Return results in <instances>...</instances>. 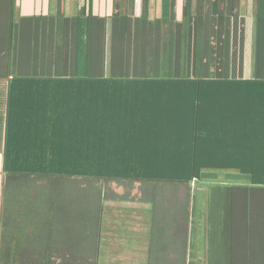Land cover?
<instances>
[{"label": "trees", "instance_id": "obj_1", "mask_svg": "<svg viewBox=\"0 0 264 264\" xmlns=\"http://www.w3.org/2000/svg\"><path fill=\"white\" fill-rule=\"evenodd\" d=\"M171 13L164 6L163 19L167 21ZM164 30L170 33L169 45L171 29L164 26ZM14 43L9 39L7 65L5 71L0 70V150L5 175L2 227L30 219L31 213L16 209V204L31 194L25 189L35 190L42 183L51 190L60 181L92 183L98 199L93 224L91 219H77L80 232H86V226L94 228L93 255L91 247L86 254L85 241L80 238L79 255L73 260L22 261L11 255L5 238L0 264H99L98 229L103 225L97 214L102 212V196L112 195L116 201L123 198L115 193L114 184L141 186L143 192L153 188L161 194L183 191L189 195L205 189L212 196L217 191L248 190L206 185L211 173L235 171L248 177L253 186L264 188V82H238L225 75L212 79L199 69L191 78L186 68L177 79L170 61L156 78L129 69L105 77L102 71L87 69L85 61H93L95 53L90 56L86 47L75 55L80 64L63 77L59 71L23 68L20 61L27 56ZM2 55L0 51V61ZM55 189L50 193L57 197V206ZM5 197L10 198L11 207ZM153 199L143 197L141 201ZM52 200L46 204L52 206ZM237 210L229 214L244 228L242 236L261 239L254 236V227L259 222L262 225L263 216L246 206ZM260 252L251 244L242 246L240 264H264Z\"/></svg>", "mask_w": 264, "mask_h": 264}, {"label": "crops", "instance_id": "obj_2", "mask_svg": "<svg viewBox=\"0 0 264 264\" xmlns=\"http://www.w3.org/2000/svg\"><path fill=\"white\" fill-rule=\"evenodd\" d=\"M164 6L173 12L167 21ZM164 26L171 29L169 45ZM0 38L4 71L12 38L15 48L27 56L20 61L23 68L59 71L63 77L80 64L75 55L86 47L90 56L95 53L93 61H85L87 69L102 71L105 77L129 69L156 78L170 61L177 79L186 68L191 78L199 69L212 79L225 75L238 82H264V0H0ZM2 165L0 150V245L6 238L18 260L61 262L79 255L81 238L86 254L88 247L94 254L93 226L80 232L73 213L71 220L65 222L60 215L49 226L26 221L2 227ZM216 173L220 178L211 173L206 185L248 190L217 191L212 196L205 189L189 195L116 190L125 198L117 201L103 195L102 212L97 214L103 225L98 229L99 264H240V249L248 244L264 253V188L235 171ZM138 193L154 199L135 200ZM86 204V220L93 224L95 214H89ZM240 206L263 216L262 225L254 227V236L261 239L242 236L244 228L229 214Z\"/></svg>", "mask_w": 264, "mask_h": 264}, {"label": "rangeland", "instance_id": "obj_3", "mask_svg": "<svg viewBox=\"0 0 264 264\" xmlns=\"http://www.w3.org/2000/svg\"><path fill=\"white\" fill-rule=\"evenodd\" d=\"M217 174L218 173L216 174L214 173L213 175H214V178L216 177L218 179L220 177ZM210 176L211 175L209 174L208 177ZM47 186L49 185L48 184L43 185L42 183L41 186L37 185V187H35V190L32 189L30 191L29 189H25V193L31 192L30 194L31 196L28 193V196L23 203H20L19 205L16 204V209H20L22 211L31 213L30 214L31 217L27 221L26 224H30L31 226L33 225L36 226L41 220L40 221L41 224H46V226H49L50 223L53 224L54 222L57 221L56 214L63 215L64 221L67 222L71 220L70 213H73L72 218L76 214V216L80 218L78 221H80L81 218H83L82 220L87 221L86 220L87 201L89 202V206L91 207V210H88L89 214L90 213L92 215L96 214L94 210H96V201H97L96 199H98V197H95V194H97V192L96 190H94L92 183L84 184V183H79V181L76 183H73L72 181H67V182L60 181L58 187L56 185H53L52 187H54V189L55 187L58 188L57 191L59 193V197H58L59 206H56L57 197L55 195H51L50 193V192H54V189H52L53 190L52 191L51 189L47 188ZM113 186H114L113 189H115V191L116 190L117 191H120V190L131 191L134 189H137L138 191H140L142 188L141 186L135 187L136 185L128 186L127 188L119 186V185H115V184ZM95 187H100V185L96 184ZM109 188H111V186H109ZM154 190H157V189L150 188V189H146L145 191L147 195H151L154 192ZM8 195L11 196L10 191H8L7 196ZM127 195L131 196L130 192H128ZM137 195H139V193ZM141 195L142 194H140L139 196L141 197ZM139 196H136V198L134 199L142 200L143 197L140 198ZM51 198L53 199L52 200L53 204L52 206H49L46 203L48 201L51 203ZM14 202L15 200L12 199V207H14L13 205ZM33 203H36L37 206H35V204L33 205ZM43 203H45L46 205L45 204L43 205ZM5 204H7L8 207H11V200L9 197L8 198L5 197ZM36 211H39V212L37 213ZM34 217H37V218H34ZM14 218L17 220L16 215H14Z\"/></svg>", "mask_w": 264, "mask_h": 264}]
</instances>
